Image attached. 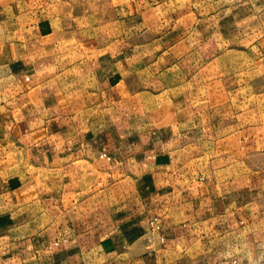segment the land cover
I'll list each match as a JSON object with an SVG mask.
<instances>
[{
  "label": "crops",
  "instance_id": "crops-1",
  "mask_svg": "<svg viewBox=\"0 0 264 264\" xmlns=\"http://www.w3.org/2000/svg\"><path fill=\"white\" fill-rule=\"evenodd\" d=\"M96 3L0 0V264H264V0Z\"/></svg>",
  "mask_w": 264,
  "mask_h": 264
},
{
  "label": "rangeland",
  "instance_id": "rangeland-1",
  "mask_svg": "<svg viewBox=\"0 0 264 264\" xmlns=\"http://www.w3.org/2000/svg\"><path fill=\"white\" fill-rule=\"evenodd\" d=\"M69 1V2H68ZM98 0H52L56 13L61 14V11L68 12L66 21H59L66 25L65 27L71 31L77 32L79 35L87 36L101 32L108 31L109 21L102 17L99 26L96 27L94 23H98L89 18V12L93 9L105 10L102 5L98 7L96 3ZM63 7V8H62ZM89 9V10H88ZM98 10V12H99ZM117 30L119 25L116 24ZM237 98L243 102H239L241 108L251 111L254 118V126L261 147L264 148V76H251L242 80L237 86ZM241 97V98H239Z\"/></svg>",
  "mask_w": 264,
  "mask_h": 264
},
{
  "label": "built area",
  "instance_id": "built-area-1",
  "mask_svg": "<svg viewBox=\"0 0 264 264\" xmlns=\"http://www.w3.org/2000/svg\"><path fill=\"white\" fill-rule=\"evenodd\" d=\"M154 222V221H153Z\"/></svg>",
  "mask_w": 264,
  "mask_h": 264
}]
</instances>
